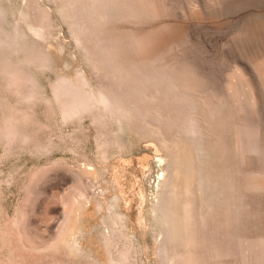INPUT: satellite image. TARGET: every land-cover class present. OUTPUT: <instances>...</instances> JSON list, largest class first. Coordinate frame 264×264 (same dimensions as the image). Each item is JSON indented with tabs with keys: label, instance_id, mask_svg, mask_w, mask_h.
Wrapping results in <instances>:
<instances>
[{
	"label": "rangeland",
	"instance_id": "1",
	"mask_svg": "<svg viewBox=\"0 0 264 264\" xmlns=\"http://www.w3.org/2000/svg\"><path fill=\"white\" fill-rule=\"evenodd\" d=\"M56 2L0 0V264H167L162 250L171 247L153 212L173 170L165 145H189L185 108L178 112L162 87L169 74L192 93L207 178L219 194L206 222L195 210L198 232L175 248L174 264H264V0H117L103 19L79 12L89 33L80 41ZM95 42L109 44L114 63L99 61ZM154 52L152 75L169 73L158 75L159 95L140 81L146 67L140 78L135 70ZM61 78L116 94L128 121L99 106L66 116L54 88ZM6 123L19 133L12 142ZM243 125L258 127L260 156L237 157ZM238 237L241 258L230 246Z\"/></svg>",
	"mask_w": 264,
	"mask_h": 264
},
{
	"label": "bare ground",
	"instance_id": "2",
	"mask_svg": "<svg viewBox=\"0 0 264 264\" xmlns=\"http://www.w3.org/2000/svg\"><path fill=\"white\" fill-rule=\"evenodd\" d=\"M56 1L58 2V4H60V6L58 7L59 8L58 10H59L60 14L63 16V19H66L67 21H69L68 24H70L69 26L71 27V30H72V33L74 34V37L76 38V40L80 41L82 39V37H83V39L86 40V38H88L87 35L89 33H88V31L82 29V27H81V24H80V16L81 15L79 16V12L82 13V15L85 14V16L88 15V16H90L92 18H94L96 16V17H102V19H103V17L104 18L107 17L109 14H112L111 12H113V10H115L114 8H115V4H116V1L117 0L116 1H114V0H56ZM76 6H80V9H77ZM126 13L127 12H125V15H126ZM131 15L132 14H130V15L128 14L129 17H133ZM45 16H46V14L43 15V20L46 19ZM40 30L38 28H35V27L29 28L30 33H32L33 35L38 36V37H40V34H42ZM15 33L16 32H14L13 37L16 36ZM16 34L18 35V33H16ZM84 35H86V36L84 37ZM99 35H100V33H99ZM8 36L9 35L7 34V38H9ZM1 38L2 37H0V39ZM90 38L91 37H89L88 40H90ZM14 40H15V37H14ZM7 41L8 40H6V38H5V41H4V44L3 45H5V42L7 43ZM11 41H13V40H11ZM10 43L12 44V42H10ZM14 43H13V45H14ZM104 43L103 42L102 43L101 42H99V43L98 42L97 43L95 42V44H94L95 46H93V47H96L97 48L96 49L97 52L98 51L100 52V54H99L100 55L99 61L102 62V61L108 60L106 63H108V62H113L114 63V61H112V60L114 58V55H116V54H112V51L111 50L109 51V47H110L109 44H104ZM111 44L112 43H110V45ZM9 45L10 44H8V46ZM8 46L6 44V49H7ZM11 47L10 46L8 47L9 50H10ZM15 47H16V45L14 46V48ZM15 50H18V48L15 49ZM163 50L161 49L160 51H163ZM93 51H94V48H93ZM93 51H91V52L93 53ZM157 53H159V58H160V55H161L160 52L158 51ZM157 53L154 52L150 56L148 55L150 57L149 60L147 58L145 59V61L146 60L148 61V64L145 65V63H143L144 64V66H142L143 68L140 69L137 66L135 68V70L137 71V74H139V78H140V75L142 74L141 70L142 69H145V67H146L147 70L145 69V71H144L145 72V76L143 75V77L140 78V81H141V79H143L142 82L144 81L145 83H147V84L144 83L147 86V88L148 89L150 88L153 92H156V93L160 90L159 88L164 87L163 89H165L167 87L169 91H166V92H168V93L170 92V93L173 94V97L172 98L170 97L171 99H170L169 103H171L173 105V107H176L177 109L176 108L175 109L178 110V112H179V109L181 108V106L183 108H185L184 109L185 111H183V109L181 111V113L183 112L184 117L181 118L182 119V125H183L182 129L183 130L181 128L180 129L186 133L185 135H186L187 140H188V143H189V145H186L184 143L183 144L182 143L181 144L177 143L173 147H169L170 145L169 146L165 145V147L167 149L168 157H169V162H170L173 170H172V174L169 173V175L171 174L169 176L170 178H168V179L166 178L165 180H163V182H162L163 183V190H162V192L160 194L161 197L160 196L158 197V202H159V200H160V202L159 203H156V205L157 204L158 205L156 207L154 206L155 209L153 207V209H154L153 212L156 213V216L155 217H156V219L158 220V223H159L158 224L159 227H160L159 231H162V234H163L162 239H165V242L163 241V243L166 244V245L167 244L169 245L167 248L171 247V249L169 248L167 251H166L165 248L163 249V247H162V249H163L162 250L163 259H164V261L167 264H174V263H176L175 262L176 261L175 260V255L176 254H175V251H174V250L177 249L176 247H178L179 245H181L180 248L181 247H182V249L185 248L186 245H188L187 242H189V240H191L189 238H193V237H190V234H193L192 232L195 233V231L198 232V229H196L197 227H196V225L194 223V219H195V214L194 213H195V210L198 209V210L201 211V216H200L201 217V220H200V223H201L202 220L204 222H206L207 219H208V217H210V215H211V211L213 210V207H215L214 204L217 201V199L219 197V194L215 191V189L213 188V186H211L212 184L210 185V183L208 181V178H207V174L209 175V173H207L208 171L206 169V167L208 166L207 165V159H208L207 156H208V154H207L206 149L204 148V146H202V144H201V142L199 140L200 134H201V129H200L199 122L197 121L198 118L196 119V117H195L196 116L195 115V112H196V110H195V103L192 102V99H191V97L193 98V96L190 97V95L192 93L190 91H188V90H185V89H181V90L177 89L178 87L176 88V85L175 84H172V82H170V80H171V78L169 79L170 74L168 72H166L167 70L164 67L160 68L161 71H159V72H162L163 74L162 73H158V75L161 76V75H165L167 73L169 74V77L167 76L168 78H166V80H165L167 83H164L165 85L166 84L167 85L166 86H162L161 84H159V80H160V78L162 79L163 76L162 77H160V76L158 77V75H154V76L152 75V69H153V72L154 71L156 72V70L157 71L159 70V69L154 70V68H156V67H153V66H155V63L156 62L159 63V61H160L158 59V57H157ZM96 54H98V53H96ZM92 56H94V55H92ZM94 57H96V55ZM8 60H7V62H8ZM20 60H22V59H20ZM96 62H98V61H96ZM19 63H20V61H19ZM19 63H17V64H19ZM21 64H22V62H21ZM129 64H130V62H129ZM169 65H171V64H169ZM6 66H9V65H7V63H6ZM150 66L153 67L151 70L148 68ZM95 67H96V65H95ZM158 68H159V66H158ZM9 69H11V68L9 67ZM1 70H3V69H1ZM14 70H11V72L14 71ZM148 70L151 71L150 74H148V73L146 74V71L148 72ZM16 71L17 70H15V73H16ZM164 71L166 72L165 74H164ZM3 72H4V70H3ZM155 72H154V74H157V72L156 73ZM18 74H20V73H18ZM131 74L133 75V73H131ZM10 75H11L10 76L11 77L10 80H12L15 75L13 73H11ZM6 76H8V75H6ZM16 76H17V73H16ZM155 76H156L157 79L155 78ZM15 79H13V80L15 81ZM20 79H21V77H20ZM20 79L19 80L16 79L17 82H15V83H13L14 81L13 82H10L11 83V86L13 84H15L14 87H16V85H17L18 81H20ZM85 84H86V82L82 78H79L75 83L72 82V81H70V80H68V79H66V78H61L60 81L58 82V84L55 85L54 88H55V94H56V96L58 98H61V100H63L62 98H64L63 108L62 109H64V112H65L66 116L70 117V115L72 113H77L78 110H79V112L80 111L84 112L83 109H87L89 107H92L93 108V106H99L102 109V111L104 110V112L108 116L113 117L117 122L121 123V121H124V123H125L126 121H128V119H127V109L125 110V108H124L125 106L121 103V101H119L116 97H114L116 94L113 96L112 94L106 92L104 89H103V91H105V92H100V91L94 92V91H90L89 89L86 88L87 85L85 87ZM128 84H129V82H128ZM142 85H143V83H142ZM160 85L162 87H160ZM17 87H18V85H17ZM142 87H144V86H142ZM15 90H17V88ZM31 93H33V92H31ZM144 94H143V96H144ZM160 94H161V92H160ZM226 94L228 95V93H226ZM31 95L29 96L30 98L33 97V96L31 97ZM156 95H159V94L157 93ZM156 95H150V96L147 95L148 97L144 96V99H145L146 103H148V104H153L152 102H155L156 103L157 101H156V99H154ZM167 96L169 97L171 95H167ZM29 97H27V98H29ZM157 98H158V96H157ZM163 102H165V101H163ZM171 104H170V106H172ZM158 106H159V104H158ZM153 107H155V106H153ZM178 107H180V108L178 109ZM168 108H170V107H168ZM146 111H147V109H146ZM100 114L101 113H99V115ZM74 115H76V114H74ZM176 115L178 116V114H176ZM103 116L105 117L104 114H103ZM180 117L178 116L177 119L180 118ZM10 119H12V118H10ZM19 120H20V118H19ZM19 120H16L15 122H17ZM97 120H103V119H97ZM2 122L5 123V121H2ZM17 123H19V122H17ZM6 124H8V123H6ZM122 124H123V122H122ZM9 125L11 126L12 124L11 123L8 124V127H6L4 130H1L3 136L5 137L6 140H9V138H10V140H11V138H14V134H16L15 132L18 131L16 127H15L16 130H15L14 127L10 128ZM257 128H255V127L253 128V127H250L248 125H243V126H239L236 129V133H235V143H234V146L235 147L234 148H235V152L237 154V157H239L241 160L244 159L249 154H253V155H256V156H260L262 154V152H263L262 151V145H261V142L262 141L260 142V138H259V134H258ZM20 132H21V130H20ZM157 133H155V134H157ZM17 134L19 135L18 132H17ZM21 134H22V132H21ZM153 135H154V133H153ZM11 142H12V140H11ZM170 148H172V149L170 150ZM166 149H164V150H166ZM180 185H182V186H180ZM179 187L181 188V190H180ZM233 207L234 206H232V208ZM118 217H119V215H118ZM115 221H116V219H115ZM191 222H193V223L191 224ZM196 224H198V223H196ZM70 229H73V228H70ZM67 234L70 235V232L68 231ZM188 236H189V238H188ZM186 238H188V240H186ZM240 242H241V239L238 237L230 245L231 248H232L233 253L236 254V255L239 252H241V250H242L241 255H242V253L243 254H246V253H244L245 251L243 252L244 248L243 249L240 248ZM170 250H172V251H170ZM179 251H180V249H179ZM213 255H214V253H213ZM238 257L241 258L242 256H238ZM215 258H216V256H215ZM189 263H192V261L191 262L189 261Z\"/></svg>",
	"mask_w": 264,
	"mask_h": 264
}]
</instances>
